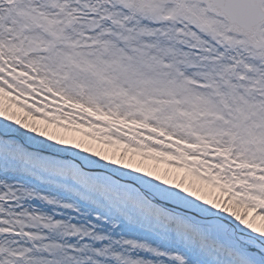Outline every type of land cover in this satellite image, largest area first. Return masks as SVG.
Wrapping results in <instances>:
<instances>
[{"label": "snow or ice", "instance_id": "obj_1", "mask_svg": "<svg viewBox=\"0 0 264 264\" xmlns=\"http://www.w3.org/2000/svg\"><path fill=\"white\" fill-rule=\"evenodd\" d=\"M0 264H264V0H0Z\"/></svg>", "mask_w": 264, "mask_h": 264}]
</instances>
